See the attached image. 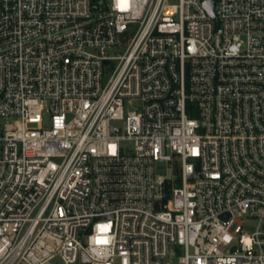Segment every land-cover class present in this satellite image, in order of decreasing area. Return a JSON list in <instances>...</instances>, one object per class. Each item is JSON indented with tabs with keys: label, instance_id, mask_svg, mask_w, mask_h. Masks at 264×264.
I'll list each match as a JSON object with an SVG mask.
<instances>
[{
	"label": "built area",
	"instance_id": "2783aa9c",
	"mask_svg": "<svg viewBox=\"0 0 264 264\" xmlns=\"http://www.w3.org/2000/svg\"><path fill=\"white\" fill-rule=\"evenodd\" d=\"M0 264H264V0H0Z\"/></svg>",
	"mask_w": 264,
	"mask_h": 264
},
{
	"label": "water",
	"instance_id": "95a60500",
	"mask_svg": "<svg viewBox=\"0 0 264 264\" xmlns=\"http://www.w3.org/2000/svg\"><path fill=\"white\" fill-rule=\"evenodd\" d=\"M206 10L208 11L209 15L214 18V2L206 1L204 3Z\"/></svg>",
	"mask_w": 264,
	"mask_h": 264
},
{
	"label": "rangeland",
	"instance_id": "374dc122",
	"mask_svg": "<svg viewBox=\"0 0 264 264\" xmlns=\"http://www.w3.org/2000/svg\"><path fill=\"white\" fill-rule=\"evenodd\" d=\"M112 53H113V54H117L114 50H112ZM163 172L166 173V174L169 173V171H167L166 168L163 169ZM253 222H254V221H253ZM245 229H246L247 231H252V230L254 229V225L252 224V221H249V222H247V223L245 224ZM175 262H177V260H175Z\"/></svg>",
	"mask_w": 264,
	"mask_h": 264
},
{
	"label": "snow or ice",
	"instance_id": "6c2138e0",
	"mask_svg": "<svg viewBox=\"0 0 264 264\" xmlns=\"http://www.w3.org/2000/svg\"><path fill=\"white\" fill-rule=\"evenodd\" d=\"M121 2H124V0H121ZM98 243H107V241H98Z\"/></svg>",
	"mask_w": 264,
	"mask_h": 264
}]
</instances>
